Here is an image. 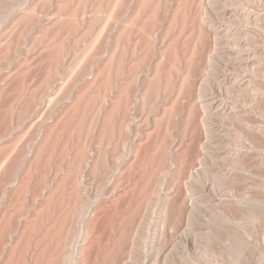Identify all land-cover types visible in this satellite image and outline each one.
<instances>
[{
    "label": "bare ground",
    "instance_id": "obj_1",
    "mask_svg": "<svg viewBox=\"0 0 264 264\" xmlns=\"http://www.w3.org/2000/svg\"><path fill=\"white\" fill-rule=\"evenodd\" d=\"M123 1L118 0L120 6ZM193 1L198 33L172 93L159 82L163 55L151 65L153 47L157 50L161 42L152 27L145 29L147 54L135 64L131 81L142 86L145 77L155 73L156 91L150 96L148 83L131 100L123 71L134 22L123 25L119 20L118 91L110 110L116 116L118 109V139L111 151L103 145L96 160H79L84 168L90 167L88 175L97 172L98 188L110 201H102L89 213L90 219L85 215L88 220L77 233L79 244L74 246L71 217L84 219L82 211L91 204L83 196L87 187L80 192L82 183L75 178L76 204L67 223L63 213L54 240L55 223L43 216L47 209L50 213L54 190L46 192L44 181L34 192L36 200L42 199L37 213L43 214L41 226H36L45 228L34 227L38 232L33 256L20 255L13 263V244L2 237L0 264H213L218 256L249 264L246 254L252 255V264H264V0ZM170 67L178 69L175 62ZM168 77L170 81L172 75ZM166 96L171 101L159 153L141 162L137 197L130 189L120 193L118 176L137 160L134 156L125 161L122 149L129 136L141 135V122ZM106 99L100 102L103 140L113 119L105 109ZM143 139L136 141L140 145ZM63 183L58 179L56 189ZM105 202L113 213L109 217Z\"/></svg>",
    "mask_w": 264,
    "mask_h": 264
},
{
    "label": "rangeland",
    "instance_id": "obj_2",
    "mask_svg": "<svg viewBox=\"0 0 264 264\" xmlns=\"http://www.w3.org/2000/svg\"><path fill=\"white\" fill-rule=\"evenodd\" d=\"M195 8L193 0H124L122 6L118 0H0V238L12 242L13 263L22 255L33 256L38 232L34 227L36 223L41 226L39 218L43 215L36 209L42 199L36 200L34 192L44 181L46 192L54 190L50 213L45 206L42 211L44 218L51 216V220L46 219L55 223L54 240L58 239L55 233L63 213H67V223L76 204L75 178L82 183L80 192L84 185L87 187L83 196L92 206L88 203L91 210L83 209L84 219L72 221L71 217L74 246L79 244L77 233L88 220L85 215L89 218L102 201H110L98 188L97 172L88 175L90 167L84 168L79 160L82 156L89 163L96 160L103 145L112 150L118 139V109L116 116L115 110L113 114L110 110L118 91L119 20L123 25L129 20L134 22L124 54L123 81L129 84L128 95L135 101L148 83L149 95L156 91L155 73L145 77L142 86L131 81L135 64L147 54L145 29L154 27L160 36L157 50L153 47L156 55L151 65L163 55L159 82L165 92L171 89L172 93L179 85L198 33ZM172 62L178 69L170 67ZM103 96L107 98L105 109L113 118L104 140L100 110ZM49 97L52 99L48 105ZM161 101L151 117L141 122V135L129 136L122 149L125 161L134 156L137 160L118 176L120 193L130 189L137 197L141 162L159 153V136L171 100L166 96ZM140 137L145 139L139 145L136 139ZM60 178L64 183L56 189ZM104 206L106 216L113 215L109 203ZM245 259L249 264L254 260L247 254ZM211 263L247 264L226 256H218Z\"/></svg>",
    "mask_w": 264,
    "mask_h": 264
}]
</instances>
